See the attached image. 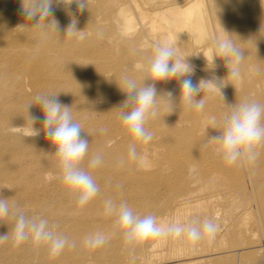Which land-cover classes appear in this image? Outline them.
I'll use <instances>...</instances> for the list:
<instances>
[{
	"label": "rangeland",
	"instance_id": "rangeland-1",
	"mask_svg": "<svg viewBox=\"0 0 264 264\" xmlns=\"http://www.w3.org/2000/svg\"><path fill=\"white\" fill-rule=\"evenodd\" d=\"M93 1L94 0H87L86 9L81 11L79 9L77 3L75 2V0H72V2H71V0H60L59 3H57L56 0H54V2H53V14H52L51 18L58 22V25H59L58 33L52 29H50V30L48 29L47 33H42V36H44L42 38V42H43L44 38H45L44 39L45 43L47 42L46 44L45 43L43 44L45 46H42V48H43L42 51L45 52V53L42 52V61L44 60L46 64L50 63L52 65L57 66V63H58L57 61H51L50 60L53 57L54 52L57 51L56 50L57 48L53 47L51 44L54 43L53 45L55 46V41L58 39L59 47L61 45L60 49L63 48L62 50H65V47L67 46L69 41H71L74 44L78 43V41H76V37H70V36L66 35V29H67L68 25L71 23V21L73 19H75L77 21V25H76L77 30H80L82 27V30L84 32V36H86L85 40H87V41L91 40L90 44H89V47H90L89 51L91 52V56H92L91 57L92 61L90 63H91V66L93 67V70H94L93 74L97 75V73H98V76H100V77L102 76L101 78L105 79L106 84L108 83L107 85L103 84L102 86L92 90V93H98V95L92 94L91 98H93V100L86 102L88 105L85 104L81 100H79V103L77 102L76 104H71V105L69 104V106H71V108L73 107L72 112L74 109V105L78 108V109H76V107H75L76 110L73 113L74 119L76 121H79L80 117L83 115V113L85 111V108L88 107L89 105L91 107H96V108L99 106L98 108L102 109L103 108L102 102L107 101V100H113V98H114L115 101L108 103L107 106L117 105L118 107L115 108V110H113V107H108L107 109L104 108L105 110L102 109L101 111H96L94 118L93 119L89 118V122L93 123V124L92 123H90V124L93 125V127H94L93 129L97 130V132H100L101 129H105V131H108V130L115 131L117 129L118 130H122V129L124 130L122 124H120L121 121L118 118L119 117L118 114L120 111L119 107L122 105L123 101L126 99L125 93H123V91L119 87V85L122 86L121 78L123 75H125V74L129 75L131 73L129 76L134 75L133 77L136 76L135 78H137L139 80L143 76V72H140L138 69H136L134 67L135 63H138V62L141 64L146 63L147 57L150 56L152 53L153 45L157 42L163 43L164 38H165V42L172 44V42L168 39L169 35L173 36V39L175 40L174 45L177 47L179 54L181 56L183 55L182 57L188 56L187 60L193 66V68H194V74L192 76L193 83H195V82L197 83V80L202 79V78L203 79H210L213 75L220 77V78H224L227 76V69L224 66L223 60L218 59L216 62L217 67L215 69H209L212 67L211 63L207 64L206 60L203 58V55H207V49L209 48L211 41L214 38H222L226 35L224 30L231 35V39L237 44V46H239L244 51V54H245L244 60L242 61V65H241V78L239 79V81L225 78V83L227 85L221 90L222 94L225 98L224 101L221 99L219 93L208 92V94H211V95H207V92H206L204 94L208 97V100H207L205 107L202 111L187 109L184 107V105L182 103H180V101H179L180 84L176 79H172L169 81H161V82H158L156 84L157 91L159 92L158 94H160V93L163 94V92H167V91L171 90V92L173 93V99H174L175 105H173L172 108H169L168 105L166 104V102L163 99L158 97V101H159L158 102V110L161 108L162 109L159 110L160 112L163 110V108H165V110H163L162 113L158 112L159 113L158 114L159 119H157L158 116H156L155 118L151 119V121L149 122L151 126H149L148 123H147V126H149L148 129L151 127V130H160L159 128H161L163 126L164 127L161 128V130L162 129L163 130H185V131L187 130V132L183 136V139L181 140V138H180V140H179V142H181V141L185 142V143L184 142L182 143V146H183L182 150L180 151V149H178L175 152L178 153V151H179L180 155L182 153L187 154L186 151L188 150V147L185 148L186 145H190L191 143L194 142V144L192 146H194V147L196 146L197 134L195 133L194 130H197V128H198V130L200 128H202V130H203L204 123L201 121L202 117H206V119H208L212 116H215L217 118V126H219L222 116L229 111V108L227 107V105H234L235 103H240L246 99H251L252 96H253L252 99H255L261 103H264V80H263L264 79V63H263L264 62V45H263L264 44V8L262 9V7H264V1L263 0H199L201 2L200 8L197 10V12L195 11L194 13H192L190 15L191 19H193V18L195 19L196 18L195 15L198 16V14H200L202 16L201 22H202V25H204V31H203V33L197 32L199 34V36L202 35L201 37H198V39L192 35V31H191V35H190V31H188L185 28L183 30V28H182L183 23L185 21L187 22V18H189V16L188 17L185 16L182 13V11L187 6H189L193 0H114V2L111 0H103V3H101V0H95L94 2ZM106 6H107V8H106ZM92 9L95 12L91 11ZM116 9H118V10H116ZM198 11H200V12H198ZM121 12L129 14L133 17V19H134L133 25L135 26V30L133 32H130L128 34H127V32H125V29L123 27V19L121 16V14H122ZM203 13H204V15H202ZM65 15H66V17H65ZM261 15H263V16H261ZM111 16H113V19ZM54 17H56L57 19ZM206 18H207V20H206ZM120 25H122V26H120ZM217 26H219V27H217ZM115 27H117V28H115ZM60 28H62V30ZM192 28L193 29L195 28V24L192 25ZM110 29H112V30H110ZM211 29L214 33L211 31ZM114 31H116V32H114ZM208 31H209V33H208ZM63 32H64V34H63ZM186 32H187V34H186ZM98 33H103L104 36H102V38H101V36H99ZM184 33L186 34V36ZM114 34H116V35H114ZM121 34H123V35H121ZM124 34L125 35L127 34V35L125 36ZM53 35H54V38H53ZM187 35H189V38ZM213 35H214V37H213ZM113 36H116V37L114 38ZM127 36H129V37L127 38ZM200 38L202 39V41ZM93 39H95V40H93ZM114 40H116V41H114ZM65 41L68 43H66ZM131 41H134V42H132L133 44L131 43ZM91 42H92L93 46H94V44H96L94 47L92 46L93 48H91V45H92ZM118 42H119V44H118ZM200 42H201V44H200ZM135 43H136V45H135ZM140 43H141V45H140ZM111 44L113 45V47ZM138 45H139V48L136 47ZM46 46L49 47L48 50H52V51H48V50L45 51ZM102 46H104V47H102ZM96 48H97V51H95ZM91 49L92 50L95 49V50L92 51ZM134 50H136V51H134ZM104 51L107 54H111V55H109V57H108V55L106 53H104ZM144 51L146 53H144ZM198 51L200 53H199V55L196 56V54H198ZM50 52H51V54H50ZM133 52H137L138 54L133 53ZM201 52L203 53V55L201 54ZM96 54H97V57L94 58L95 56H93V55H96ZM146 54H148V55H146ZM99 55H103V57H100ZM132 55H134V56H132ZM135 55L139 59H137L135 57ZM192 55L193 56L195 55V56L193 57ZM190 56L193 59L190 58ZM141 57L143 59H141ZM132 58L134 60H132ZM95 59L99 60V61H96ZM114 60H115V62H114ZM105 61H107V62H105ZM99 62H101V63H99ZM92 63H94V65ZM121 63L122 64L125 63V64L122 65ZM116 64H117V66H115ZM33 65H35V64H33ZM105 69L108 71H106ZM127 71H128V73H127ZM119 73H120V75H122L123 73L124 74L119 78V76H120ZM136 73H138V75H136ZM105 74H107V75L105 76ZM111 75H112V77H111ZM116 75H118V77ZM248 77L250 78V80L248 79ZM260 78L261 79L263 78V79L260 80ZM32 79L34 80L33 77L29 78L28 83L33 81ZM110 79H112V80H110ZM95 80L98 81V78ZM110 82H112V83L110 84ZM114 82H115V84H114ZM250 82H251V84H250ZM253 82H255V83H253ZM44 83H46V82L44 79H42V85ZM146 83H150V81H146ZM9 85H10L9 82L0 83V92L3 93V92L8 91L11 88ZM158 85H159V87H158ZM118 87H119V89H118ZM256 87H258V88H256ZM159 88H161V89H159ZM103 90H105V91H103ZM94 91H97V92H94ZM98 91H100V92H98ZM255 91L257 92L256 93L257 95H255ZM32 93H33V89H30L28 91L29 96L27 98H24L25 101L19 100L18 102L17 101L15 102V100H14V101H10L7 103V106H8L7 110L4 111V116L6 115L7 119H8V121L5 123V127L7 128V130L0 131V136H1L0 140L6 147L4 150L5 152H3V151L2 152H3V155L5 157H7L3 161V163H0V166H5V168H9L7 170L8 173H11V176H14L15 179H21L22 175H25V174H27V175L33 174L35 172V170L40 169V168H42V170L45 168H49V169H53V170L58 169L56 167L54 159L51 156L45 154V153H50L52 151H55V149H54V147H52V144L50 143V141L46 137L44 131L42 130L43 129L42 121H43V115H44L42 111H39L40 112L39 113L37 111L32 112L29 110L31 112V114L38 116V117H41L40 120L35 123L36 125H33L34 128L40 129L41 131H40L39 135L32 136L33 131H32L31 122L27 118V113H25V112H27V110H24V109H26V107H24L25 103L34 102L35 97H34V94H32ZM116 93H118V94L116 95ZM200 96H201V94L198 95L197 99L202 98V96L201 97ZM108 97H112V98L107 99ZM242 97H244V98H242ZM245 97H247V98H245ZM101 98H102V100H101ZM0 101H1V99H0ZM11 102H13V103H11ZM17 106H19V107H17ZM34 108L35 109L40 108V106L39 105H33L32 109H34ZM97 112H101L102 114L97 113ZM103 112L105 115H103ZM164 113L167 115V116L164 115L165 119L162 117V115ZM160 114H162V115H160ZM10 119H11V121H10ZM194 119H195V122H194ZM192 120L194 122L193 124L197 123L196 125H194L195 127L192 125V122H189ZM198 120H200V122ZM18 121L22 122V124L18 123ZM95 121H98V122H95ZM119 121H120V123H119ZM164 121H166V122L164 123ZM151 122H154V124L153 123L151 124ZM155 122L158 125H156ZM199 123H200V125H199ZM163 124H166V125H163ZM152 125H154V126L156 125V127H153ZM155 128H157V129H155ZM191 130H193V131H191ZM208 130H216V129H208ZM91 132H93V131H91ZM187 133H190V134H187ZM191 134H192V136L189 138L188 135H191ZM185 136H188V137H186L187 139L185 138ZM88 137H91V136H88ZM188 138H189V140H188ZM87 139L90 142V139L89 138H87ZM33 147H34V149H33ZM197 147H199V146H196V148ZM202 149L205 150V148H203V147H202ZM203 150H201L200 147H199V149L197 148L194 151L189 149V151H192V153L194 152V155L196 156L195 157L192 154L193 157L195 158V159L194 158L192 159V162L195 165L197 164V166L204 165L206 162H207L206 164H211L212 162H214V161H212L213 159H210L211 155L209 156V154L207 155V153L205 155V151H203ZM206 150H208V149L206 148ZM183 151H185V153ZM183 156H186V155H183ZM201 156L205 157V158L201 159ZM199 160L200 161H206V162H200ZM194 161H198V163L194 162ZM210 161H212V162L208 163ZM257 161H260V162L257 163ZM261 162H262V165H261ZM202 163H204V164H202ZM212 164H214L213 166L216 165L215 162ZM263 165H264V162L262 161L261 157L257 158L256 161L253 163H237L234 165L225 164L224 166L218 165V168L220 167V169L221 168L223 169V170H221L222 174H224V173L226 174L223 176L225 184H228L229 186L234 187L236 190L234 192H231L228 194L223 193V194H221L220 198L212 196L213 193L208 194L209 197L210 196L213 197L214 201H217L216 203L212 204V207H209L208 210H209L210 214L213 215V221L214 222L217 221L216 224L218 225L219 230H221L219 233L220 235L217 236L218 239L216 237L211 244L212 246L210 245V247H209L210 252L209 253L207 252V253L202 254V257H197L198 255H190L187 257L186 256H181V257L175 256V257H172V258H169L166 260V259H164V257L166 256V247H161L160 249L158 248V249H154V250H150V249L146 248L144 251H142V255H143L142 260L138 257L132 261L131 259L124 257V259H122L121 262L127 263V264H132V263H136V262H137L136 264H175V263L176 264H182V263L239 264V263L245 262V260H246L245 258L248 259L247 256H250L249 261H250L251 257H252V260L250 261V263H246V264L264 263V166ZM215 167H217V166H215ZM0 172L2 173V171H0ZM236 182H238V184ZM241 183H244L243 186ZM250 183H251V185H250ZM240 184L242 187L240 186ZM244 186H246V187H244ZM243 190L247 191V192L243 193L244 192ZM5 192H7V191H4V193ZM146 193L147 192H143L142 193L143 196L141 194H139L140 196L138 195V197L140 199L142 197H144L147 200L152 199L154 201H155V199H157V200H159V201L156 200L157 203L162 201V200H160L162 197L157 198V194L155 195L154 193H151L150 191H148L149 195H148V193L146 195ZM247 194H249V195H247ZM244 195H247V196L245 197ZM202 196H204V195L201 194L200 197H202ZM42 197L43 196L38 197V200H36V198H35V201L33 200L34 201L33 202V201H29L28 198L26 199V198H24V196L22 197L18 194V195L10 196L9 200H10V202H15L21 208L23 206L22 209L25 211V213L29 214V217H36V216L38 217L39 216V217L45 218V219L48 218L47 220H49L50 226L52 223L55 225H58L59 223H57V222H59L61 219H66L67 216H69V214H71L73 212V211H71L70 206H69L70 208L66 206L63 209L62 208L60 209V207L58 205L59 202L57 200L55 201V199H53L54 200L53 201L51 197L50 198L49 197H47V198L43 197L42 198ZM40 198H42V199H40ZM45 201H47V202H45ZM229 202L233 205V208L230 206L231 204ZM29 203H31L32 205H30V207L27 205V207H26L25 204H29ZM223 203H225V204L229 203V204L225 205ZM45 205H47V207H45ZM35 207L36 208L39 207L38 211ZM222 207L224 210H222ZM41 208H44L46 212H44V209H41ZM54 208H55V211L51 210ZM234 208H235V210H233ZM40 209H41V211H39ZM216 209H218L219 211ZM236 210H237V212L238 211L239 212L236 213ZM66 211H68V212H66ZM142 211L139 210V213L141 215H146L150 212H151V214H153L151 209H148L146 207L144 208V210L142 209ZM214 212L215 213L219 212V215H221V217L223 215L224 218L223 217L219 218V215H218V217H216ZM224 212H226L227 214H225ZM73 213H75V216H79L78 212H73ZM220 213H222V214H220ZM230 213H232V215ZM233 213H234V215H233ZM30 214L32 216H30ZM60 214H61L62 218L60 217ZM33 215H35V216H33ZM59 218H61V219H59ZM54 221H57V222H54ZM9 222L7 225H6V222L0 223V234H5L8 231L11 232L10 230L12 229V226H13L12 224L14 223V221L10 218ZM56 231L58 232L57 228H56ZM170 239H171V237H170ZM170 239H169V241H171ZM220 242L222 244H218ZM33 248H35V250H33ZM46 248H48V246L45 244L37 245L31 241L24 242L21 245H15L11 241V239H9L8 241L0 243V250H1V252H0V264H38V263L43 264V261H46V260H49V261L52 260L54 262H59L60 257H61V253L56 255V256H52L49 252V249L46 250ZM211 248H212V250H211ZM66 249L74 250V247L73 248H72V246L65 247L64 250H66ZM13 250H15V251H13ZM45 252L47 254H45ZM162 252H163V254H161ZM253 253H254V255H253ZM157 254L160 256L157 257ZM164 254H165V256H164ZM21 255L23 258L21 257ZM150 255L152 256V258ZM255 255H256V257H255ZM161 256H162V259H161ZM109 258H110L109 262H111V263L117 262L116 258H113V257L111 258L109 256L105 260L107 264H109V262H108ZM160 259H161V261H160ZM163 260H165V261H163ZM93 263L98 264L99 262L98 261H92V259H91L90 261L89 260L86 261V263H84V264H93ZM60 264H63V263L61 262Z\"/></svg>",
	"mask_w": 264,
	"mask_h": 264
},
{
	"label": "bare ground",
	"instance_id": "bare-ground-1",
	"mask_svg": "<svg viewBox=\"0 0 264 264\" xmlns=\"http://www.w3.org/2000/svg\"><path fill=\"white\" fill-rule=\"evenodd\" d=\"M111 1L114 2V0H111ZM22 2H23V0H0V83L9 82V84H10L9 86L11 87L6 92H3V93L0 92V99H1V101H0V131L7 130V128L5 127V123L8 121V119H7L6 115L4 116V111H6L7 107H8L7 103L10 101H14V100H15V102L16 101L18 102L19 100L25 101L24 98H27L29 96L28 91L30 89H33L32 94H34V97L37 94H42V93H47V92L58 93V98H59L60 102L64 105L69 106V104L71 105V104H76L77 102L79 103V100H81L85 104H87L86 102L93 100V98H91L92 94L98 95V93H92V90L102 86L103 84H106L105 79L101 78L102 76L101 77L98 76V73H97V75L93 74L94 70H93V67L91 66V63H90L92 61L91 60L92 56H91V52L89 51L90 50L89 44H90L91 40L90 41L85 40L86 36H84L83 39H80L78 34L70 36V37H76V41H78V43L74 44L69 40H68L69 43L65 41L66 43H68L67 46L65 45L66 46L65 50H62L63 48L60 49L61 45L59 47V41H58V39L57 40L55 39L56 40L55 46L53 45L54 43L51 45L53 47L57 48L56 49L57 51L54 52L53 57L50 60L51 61H57L58 62L57 66L52 65L50 63L46 64L44 60L42 61V52H43L42 46H45V45H43L45 43V40H44L45 38L43 39V42H42V38L44 36H42L41 31L37 28H32L29 26L30 24H33L35 21H28L26 19V17L22 14ZM101 3H103V0H101ZM200 5H201V2L199 0H193L192 3L182 11V13L185 16H187V17L189 16V18H187V22L185 21L183 23V26H182L183 30L185 28L188 31H190V35H191V31H192V35L195 36V38H197V39H198V37L202 36L201 34H200L201 36H199L198 33H203V31H204V25H202V22H201L202 16L197 13L198 16L195 15L196 18L191 19L190 15L192 13H194L195 11L197 12V10L200 8ZM106 8H107V6H106ZM263 8L264 7H262V9ZM116 10H118V9H116ZM91 11H94V10L92 9ZM198 12H200V11H198ZM121 13H122L121 16L123 19V27L125 29V32H127V34L130 32H133L135 30V26L133 25V23H134L133 17L129 14H126L123 12H121ZM202 15H204V13ZM113 16H111L112 19H113ZM261 16H263V15H261ZM65 17H66V15H65ZM54 18H56V17H54ZM206 20H207V18H206ZM41 23H45V21L44 22L41 21ZM27 24H29V25H27ZM193 24H195L194 29L192 28ZM20 25H23V26H20ZM120 26H122V25H120ZM217 27H219V26H217ZM115 28H117V27H115ZM60 29L62 30V28H60ZM80 30H82V27ZM110 30H112V29H110ZM211 31H212V29H211ZM114 32H116V31H114ZM208 33H209V31H208ZM63 34H64V32H63ZM186 34H187V32H186ZM186 34H185V36H186ZM114 35H116V34H114ZM121 35H123V34H121ZM103 36H104V34H103ZM187 36L189 38V35H187ZM113 37L115 38L116 36H113ZM128 37L129 36H127V38ZM213 37H214V35H213ZM53 38H54V35H53ZM168 39L172 42V44H175V40L173 39L172 35H169ZM93 40H95V39H93ZM114 41H116V40H114ZM201 41H202V39H201ZM92 42H91V44H92ZM132 42H134V41H131V43ZM164 42H165V38H164ZM118 44H119V42H118ZM200 44H201V42H200ZM95 45L96 44H94V46ZM135 45H136V43H135ZM140 45H141V43H140ZM92 46H93V44L91 45V48L94 47V46L93 47ZM102 47H104V46H102ZM112 47H113V45H112ZM136 47L139 48V45ZM48 49H49V47L46 46L45 51H47ZM94 50H92V51H94ZM48 51H52V50H48ZM95 51H97V48ZM134 51H136V50H134ZM199 51H198V53H200ZM43 53H45V52H43ZM104 53H106V52L104 51ZM133 53H137V52H133ZM144 53H146V52L144 51ZM50 54H51V52H50ZM201 54H203V53L201 52ZM103 55H99V56L103 57ZM107 55L109 57V55H111V54H107ZM146 55H148V54H146ZM93 56H95L94 58H96L97 54L93 55ZM132 56H134V55H132ZM135 57H136V55H135ZM133 58H132V60H134ZM190 58H192V57L190 56ZM137 59H139V58H137ZM141 59H143V58L141 57ZM96 61H99V60H96ZM105 62H107V61H105ZM114 62H115V60H114ZM99 63H101V62H99ZM33 64H35V65H33ZM92 64L94 65V63H92ZM124 64H122V65H124ZM138 64H141V63H139V62L135 63L134 67L136 69H138L140 72H142V70L140 68H137ZM115 66H117V64ZM106 71H108V70H106ZM127 73H128V71H127ZM106 75L107 74H105V76ZM119 75H120V73H119ZM122 75H120L119 78ZM136 75H138V73H136ZM116 76L118 77V75H116ZM32 77L34 78V80L32 79L33 81L28 83L29 78H32ZM111 77H112V75H111ZM97 78H98V81L95 80ZM42 79H44L46 82L43 85H42ZM248 79L250 80L249 77H248ZM262 79L260 78V80H262ZM110 80H112V79H110ZM199 80L200 79L197 80V83L199 82ZM111 83L112 82H110V84ZM253 83H255V82H253ZM114 84H115V82H114ZM250 84H251V82H250ZM158 87H159V85H158ZM256 88H258V87H256ZM118 89H119V87H118ZM159 89H161V88H159ZM103 91H105V90H103ZM94 92H97V91H94ZM98 92H100V91H98ZM256 93L257 92L255 91V95H257ZM117 94L118 93H116V95ZM202 95L203 94L201 93V96ZM207 95H211V94H208V92H207ZM252 97H251V99H252ZM110 98H112V97H108L107 99H110ZM242 98H244V97H242ZM245 98H247V97H245ZM101 100H102V98H101ZM113 101H115L114 98H113V100H107V101L102 102V105H103L102 109L105 110L104 108L107 109L108 107H113V110H115V108L118 107L117 105L107 106L108 103L113 102ZM11 103H13V102H11ZM29 103H31V102L25 103L24 107H26ZM17 107H19V106H17ZM69 107H71V106H69ZM75 107L76 106L74 105V109H73L72 113H74V111L76 109H78L77 107L75 109ZM98 107L97 108L91 107L90 105L86 108L84 107L85 111H84L83 115L80 117L79 121H77V122L81 123V125H82V130L84 131V132H82V135L85 136L86 138L90 139L88 154L85 157L83 166L85 167L86 170L90 171V173L92 174L93 178L95 179V181L98 184L99 189H100L98 195L92 201H90L86 206H83V207L79 206L76 203L75 198L73 196H71L66 191V189L62 185L61 181L58 179L59 169L53 170V169L45 168L42 170V168H40V169L35 170V172L33 174H30V175L25 174V175H22L21 179H15L14 176H11V173H8L7 170L9 168H5V166H0V171H2V173L0 172V196H3L5 198H10V196L19 194L22 197L24 196V198H26V199L28 198L29 201H33V200L35 201V198H36V200H38V197H40V196H43L45 198L51 197L52 200L55 199V201L57 200L59 202L58 205H59L60 209L61 208L63 209L66 206L67 207L70 206L71 208L70 207L69 208L71 209V211L79 213V216H75V213L72 212L71 214H69V216H67L66 219H61L62 217L60 214L61 218H59V219H61V220L59 222L54 221V222L59 223L58 225H56L58 232L63 234L64 236H66L68 238L70 244L72 242H75L74 250H70V249L63 250L61 252V257H60L59 262H54L52 260H50V261L46 260V261H43V264H60L61 262L63 264H84V263H86V261H88V260L90 261L91 259H92V261H98L100 264H107L105 260L109 256L111 258L113 257V258L117 259V262L111 263V262H109L110 261V258H109V260H108L109 264H127V263L121 262V260L124 259V257L131 259L132 261L138 257L142 260V257H143L142 251H144L146 248H148L150 250H154V249H158V248L160 249L161 247H166V256L164 254V256H165L164 259H166V260L169 258L175 257V256L176 257L177 256H180V257L186 256L187 257L190 255H198L197 257H202V254L207 253V252L209 253L210 252V249H209L210 245L212 244L214 239L220 235L219 233L221 230H219V228H218V231L216 232L215 236L210 241L206 238V239H204L200 242H197L195 244L188 241L186 239V237L181 236L178 238L171 237V239L169 237L167 239H161L159 241L150 240V241L146 242L145 244L137 245L134 248H131V247L125 245V243H124V241L120 235H112L111 238L104 245L97 247V248H88L83 244V238L88 234H91V233H94L97 231H101V232H104L106 234L111 233L114 218L106 216L104 214V200L107 198H112L117 203H119L121 201H126L128 203V205L131 208H133L134 211H136L138 213H139V210L142 211V209L144 210L145 207L148 209H151V211L153 212V215H155L159 220L180 221L183 223V222H187L188 220H190L192 218H196V217L200 218L201 220L204 218H209V219L213 220V215L210 214L208 209H209V207H212V204L216 203L217 201H214L212 196L220 198L221 194H223V193L228 194V193L234 192L236 190L234 187L229 186L228 184H225L223 176L226 174L225 173L222 174L221 170H223V169L222 168L220 169V167L218 168V165L224 166L225 162L221 159L220 156H218L214 152V146L209 145V146L205 147L206 135L204 134V131L202 130V128H200L201 130L200 129L198 130V128H197V130H194L195 133L197 134L196 146H199L201 150H203L202 147L205 148V150H203V151H205V155H206V153H207V155L209 154V156L211 155L210 159H213L212 161L215 162V164H216L215 166H217V167L213 166L214 164H212V163H214V162H212V161L208 162V163L212 162L211 164H206L207 163L206 159H205L206 161H200L199 160L200 162H206L205 163L206 165L204 163H202L204 165L197 166V164L195 165L192 162V159L194 158L193 157L194 152L192 153V151H189V149L193 150V151L196 150L197 148L199 149V147L196 148V146L195 147L192 146L194 144V142L191 143L190 145L185 146V148L188 147V150L186 151L187 154L185 153V151H183L185 154H183V153L182 154L186 155V156H183L182 154L180 155L179 151H178V153L175 152L178 149H180V151L182 150V147H183L182 143L184 141L179 142V140H180V138H181V140L183 139V136L187 132V130L186 131L185 130H163V129L161 130V128H163L164 126L159 128L160 130H151V127L149 128L150 131L153 133V139L147 145H141L138 142L139 149H141L147 153V160L144 164L141 165V164H138L137 162L127 160V146H128V143H129L131 138L125 132V130H123L121 128L122 130L117 129L115 131L108 130V131H103V132H101V131L97 132V130L93 129L94 128L92 125L93 123L89 122V118L93 119L96 111L102 110V109H99ZM72 108H71V110H72ZM161 109H159V110H161ZM24 110H26V109H24ZM29 110L32 112L33 111H37V112L42 111L41 108L32 109V107ZM159 110H158V112L162 113L163 110H165V108H163V110L161 112ZM25 113H27V112H25ZM97 113H101V112H97ZM165 113L163 115L162 114H160V115H162V117L164 118V115H166ZM103 115H105L104 112H103ZM157 116H158L157 119H159V115H157ZM39 118H41V117H39ZM206 120H207L206 117H202L201 121L204 123ZM10 121H11V119H10ZM98 121H95V122H98ZM198 121L200 122V120H198ZM149 122H148V125L151 126ZM156 122H155V124H156ZM165 122L166 121H164V123ZM189 122H192L193 126L197 124V123L193 124L195 122V119H194V122H193V120L189 121ZM18 123L22 124V122H19V121H18ZM90 123H92V124H90ZM119 123H120V121H119ZM152 123L154 124V122H151V124ZM120 124H122V123H120ZM34 125H36V124H34ZM156 125H158V124H156ZM156 125L155 126L152 125V126L156 127ZM163 125H166V124H163ZM199 125H200V123H199ZM149 126L146 125L147 128ZM157 128H155V129H157ZM91 131H93V132H91ZM191 131H193V130H191ZM187 134H190V133H187ZM192 134L188 135L189 138L192 136ZM219 134L220 133L218 130H208V132H207V136H209V137L219 135ZM88 136H91V137H88ZM188 136H185V138ZM0 138H1V136H0ZM189 138H188V140H189ZM5 148H6L5 145L0 140V163H3V161L7 158L3 155V152H5L4 151ZM206 148L208 150H206ZM33 149H34V147H33ZM52 152H54V151H52ZM258 152H259L258 158L261 157L262 161L264 162V146L259 147ZM96 153H99L103 157V163L100 167H98L96 169H90V168H88V161ZM203 158H205V157L201 156V159H203ZM121 159H125L126 163L121 164L120 163ZM194 162L198 163V161H194ZM259 162L260 161H257V163H259ZM261 165H262V162H261ZM236 183L238 184V182H236ZM241 184L243 186L244 183H241ZM241 184H240V186H241ZM250 185H251V183H250ZM244 187H246V186H244ZM4 191H7V192L4 193ZM148 191H150L151 193H154L155 195L157 194V198L162 197L160 199L162 201L157 203V201H159L157 199H155V201H154L152 199L147 200L144 197H142L141 199L138 197L139 194L142 195L143 192L148 193ZM245 192H247V191H244L243 193H245ZM147 193H146V195H147ZM209 193H213V195L209 197L208 196ZM201 194H203L204 196L200 197ZM148 195H149V193H148ZM247 195H249V194H247ZM247 195H244V196L246 197ZM42 198H40V199H42ZM45 202H47V201H45ZM223 204H225V203H223ZM228 204H225V205H228ZM25 205H26V207H27V205L30 207V205H32V204L29 203V204H25ZM230 206L233 208L232 204ZM45 207H47V205H45ZM22 208H23V206H22ZM38 208H36L37 211H38ZM41 209H44V208H41ZM41 209L39 211H41ZM51 210L55 211V208L51 209ZM216 210H218V209H216ZM222 210H224L223 207H222ZM233 210H235V208ZM44 212H46L45 209H44ZM66 212H68V211H66ZM226 212H224V213L227 214ZM238 212L236 210V213H238ZM216 213L214 212L215 216L218 217L219 212H216ZM25 214L27 216H29V214H27V213H25ZM220 214H222V213H220ZM230 214L232 215V213H230ZM233 215H234V213H233ZM30 216H32V215L30 214ZM33 216H35V215H33ZM220 217H221V215H219V218ZM222 217H223V215H222ZM0 220H1L0 223L6 222V225H7L8 222L10 221V218H4V219H0ZM169 239L171 241H169ZM217 239H218V237H217ZM218 244H222V243L220 242ZM153 245H155V246L153 247ZM47 249L48 248H46V250ZM33 250H35V248H33ZM211 250H212V248H211ZM13 251H15V250H13ZM0 252H1V250H0ZM45 254H47V253L45 252ZM161 254H163V252ZM253 255H254V253H253ZM256 255H255V257H256ZM159 256L160 255L157 254V257H159ZM21 257H22V255H21ZM247 257H248V259L245 258L246 259L245 262L239 263V264L250 263V261L252 260V257L250 258V261H249L250 256H247ZM151 258H152V256H151ZM161 259H162V256H161ZM161 259H160V261H161ZM163 261H165V260H163ZM136 263H132V264H136ZM182 264H195V263H182Z\"/></svg>",
	"mask_w": 264,
	"mask_h": 264
},
{
	"label": "clouds",
	"instance_id": "clouds-1",
	"mask_svg": "<svg viewBox=\"0 0 264 264\" xmlns=\"http://www.w3.org/2000/svg\"><path fill=\"white\" fill-rule=\"evenodd\" d=\"M53 2L54 0H23L22 14L28 21H35L27 25L39 29L41 33H46L48 29L58 33V22L51 18ZM56 2L59 3L60 0ZM75 2L81 11L86 9L87 0H75ZM76 25L77 21L73 19L66 29V35L78 34L79 38L83 39V30H77ZM224 32L226 34L224 37L214 38L211 41L207 55L202 54L206 63L212 65L209 69L217 67L218 59L224 61L227 69V76L224 78L213 75L210 79L202 78L198 83H193V66L188 62L187 57L179 54L174 44L167 42L155 43L146 63L137 65V68L143 72L139 80L127 74L122 76V86L119 87L125 93L126 99L119 107L118 115L125 132L131 138L127 146V160L141 165L147 160V153L139 149L138 142L147 145L153 139V133L146 125L158 115V97L163 99L169 108L175 105L171 91L158 94L156 88L158 82L176 79L180 84L179 101L190 110L204 109L208 100L204 95L206 92L219 93L224 101L221 90L227 85L225 78L231 80L241 78V65L245 55L231 39V35L225 30ZM98 35L102 38L103 33ZM201 93H203L202 98L197 99L196 97ZM33 105H39L44 114L42 130L55 149L54 152L45 154L54 159L59 169L58 179L79 206H86L98 195L100 189L90 171L83 166L88 154L89 141L82 135L84 131L81 123L74 119L71 107L60 102L58 93L37 94L34 102L26 106L27 118L32 126V136L39 135L41 131L33 127L40 118L28 111ZM227 107L229 111L222 116L219 126L215 116L204 122L205 147L214 146V152L227 165L253 163L258 158V148L264 146V103L255 99H246ZM208 129H216L220 134L209 137ZM100 131L103 132L105 129ZM102 163L103 157L96 153L89 159L88 168L96 169ZM120 163L124 164L126 160L121 159ZM104 214L114 218L111 233L97 231L86 235L83 238L86 247H100L112 235H120L125 245L131 248L150 240L159 241L181 236L195 244L206 238L210 241L218 231V225L209 218L201 220L196 217L183 223L159 220L151 213L142 216L126 201L117 203L112 198L104 200ZM9 217L14 221L11 232L0 234V243L11 239L15 245L27 241L37 245L45 244L52 256L60 254L65 247H75V242L70 244L66 236L56 231L55 224L50 226L45 218L27 216L15 202L0 196V219Z\"/></svg>",
	"mask_w": 264,
	"mask_h": 264
},
{
	"label": "built area",
	"instance_id": "built-area-1",
	"mask_svg": "<svg viewBox=\"0 0 264 264\" xmlns=\"http://www.w3.org/2000/svg\"><path fill=\"white\" fill-rule=\"evenodd\" d=\"M258 264H264V263H258Z\"/></svg>",
	"mask_w": 264,
	"mask_h": 264
}]
</instances>
